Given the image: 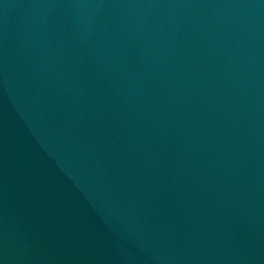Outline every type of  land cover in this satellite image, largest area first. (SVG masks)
<instances>
[{
  "label": "water",
  "instance_id": "water-1",
  "mask_svg": "<svg viewBox=\"0 0 264 264\" xmlns=\"http://www.w3.org/2000/svg\"><path fill=\"white\" fill-rule=\"evenodd\" d=\"M0 264H264V0H0Z\"/></svg>",
  "mask_w": 264,
  "mask_h": 264
}]
</instances>
